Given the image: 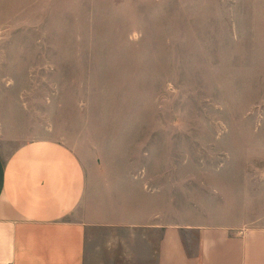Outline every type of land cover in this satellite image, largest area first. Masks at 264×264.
Masks as SVG:
<instances>
[{
	"label": "rangeland",
	"instance_id": "obj_1",
	"mask_svg": "<svg viewBox=\"0 0 264 264\" xmlns=\"http://www.w3.org/2000/svg\"><path fill=\"white\" fill-rule=\"evenodd\" d=\"M1 111L138 176L139 219H208L264 187V0H0Z\"/></svg>",
	"mask_w": 264,
	"mask_h": 264
},
{
	"label": "crops",
	"instance_id": "obj_2",
	"mask_svg": "<svg viewBox=\"0 0 264 264\" xmlns=\"http://www.w3.org/2000/svg\"><path fill=\"white\" fill-rule=\"evenodd\" d=\"M6 117L1 111L0 264H264L257 181L232 175L208 219L171 225L149 207L139 219L138 176L103 174L101 164L95 173L67 138L27 139L24 122Z\"/></svg>",
	"mask_w": 264,
	"mask_h": 264
}]
</instances>
